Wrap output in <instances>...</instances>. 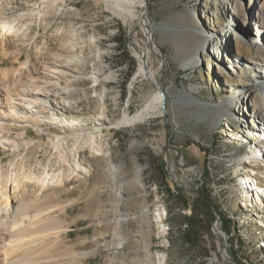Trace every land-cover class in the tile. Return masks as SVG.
Here are the masks:
<instances>
[{
    "label": "rangeland",
    "instance_id": "obj_1",
    "mask_svg": "<svg viewBox=\"0 0 264 264\" xmlns=\"http://www.w3.org/2000/svg\"><path fill=\"white\" fill-rule=\"evenodd\" d=\"M229 1L133 0L129 14L103 0H65L52 11L25 18L18 32L4 37L0 32V68L25 62L29 70H44L56 54L75 56L78 79L62 92L71 108L64 115L83 127L99 116L105 119L98 150L81 147L77 155L88 172L75 165L71 145L64 150L65 162L47 143L29 149L26 167L40 173L62 170L66 177L41 191L27 186L29 211L47 208L43 223L33 224L27 234L59 230L60 237L58 246L48 244L43 253L26 255L28 264H234L230 253L236 264H264V95L252 96L255 109L244 98L242 113L231 103L232 114L221 120L224 131L200 119L202 111L194 106L174 103L179 89L192 85L199 86L195 94L203 100L227 102L228 87L244 79L237 77L238 67L228 64L235 58L232 44L225 55V39L215 36L229 28L245 38L244 26L254 27L247 22L246 2ZM254 6L264 15V2ZM191 11L205 33L192 36L189 46L182 27ZM160 21L169 26L151 29ZM198 48L203 50L197 63L184 66ZM141 56L155 71L156 82L136 75ZM158 87L168 88L164 105H172L173 116L163 107L162 113H150L133 125H111L123 112L141 109ZM36 137L28 128L27 138ZM171 146L180 149L179 159ZM11 159L0 147V165L7 168ZM192 162L199 173L184 166ZM245 172L255 173L257 184ZM212 206L222 218L220 229L213 227ZM158 211L165 212L162 224L155 217ZM183 229L190 230L193 245L182 238Z\"/></svg>",
    "mask_w": 264,
    "mask_h": 264
},
{
    "label": "bare ground",
    "instance_id": "obj_2",
    "mask_svg": "<svg viewBox=\"0 0 264 264\" xmlns=\"http://www.w3.org/2000/svg\"><path fill=\"white\" fill-rule=\"evenodd\" d=\"M64 1L0 0V32L2 36L18 32L20 30H18V27L25 18L35 15L39 16L48 10L52 11L63 4ZM103 1L111 4L114 8L118 7L121 12L132 14L131 4L133 0ZM237 1L240 0H230L229 2L236 3ZM243 1L247 4V22L254 27L248 30L244 26V32L242 33L245 34V38L244 36L235 37L233 30L231 31L229 28H221L215 36L223 40L225 39V45L222 49L225 55L229 53L227 45L232 44L235 58L228 64L233 69L234 67H238L236 75L244 79L228 87L226 91L231 92V96L226 97L225 101L227 102L224 103L220 101L209 102L196 96L195 92L199 90L198 85L189 86V89L185 87L179 89V93L176 94L177 98L174 100V103L181 102L184 106H194L196 110L202 111L200 119L211 121L213 126H216L221 131H224V126L221 124L223 121L221 120L226 121L227 116L232 114L231 107L236 106V110L240 111L239 109H242L243 105L239 106V103H243V99L245 98L247 102L250 101V105L255 109L257 103L253 101L252 96L256 92L264 95V45L256 44V41L264 44V15L262 9H256L254 6V2L262 5L264 0ZM142 22L146 24L145 20ZM168 26L169 24L164 21L150 25L153 30ZM256 26L257 29H254ZM182 28L187 36L185 42L189 46L194 44V41L191 39L192 36L202 37L205 33L204 26L194 16L193 11H191L188 24ZM252 30L255 31L253 34L251 33ZM229 31L231 32L229 33ZM228 33L229 38H227ZM184 47L187 48L186 45L182 48ZM202 50V48L195 50L184 63V66L195 65L197 57L201 54ZM14 60H17V58L15 57ZM76 60L77 58L71 54L59 53L54 55L52 60L44 64V70H29L30 68L26 67L25 62L16 68H0V147L8 150L12 155L7 168L0 165V264H15V261L18 264H26L29 261L25 259L26 255L43 253L48 248V244H53V246L54 244H57L56 246L59 245V230L55 229L56 231L47 233L49 231L46 229H39V231L35 230L36 232L33 231L34 233L31 234L30 231L33 229L31 228V230L29 229L30 233L27 234L28 228L33 224L41 225L43 223V217L46 213L43 211L47 208L45 210L42 208V212L36 211L33 214L29 211L31 200L27 199L26 194L28 184L37 185L41 191L53 183L64 181L66 174L62 170L50 172L45 169L44 172L40 173L37 167L27 166V168L26 161L29 158L27 156L29 149L32 146L39 148L43 143H47L53 147L55 153L58 152L57 154L65 162L67 158H65L64 150L71 145L70 150L75 165L84 169L85 172L89 171L88 168L83 167L77 158L80 148L87 147L92 150H98L97 140L101 135L100 126L103 124V120H105L104 117L99 116L98 121L92 126L83 127L80 125L78 119H66L67 116L64 115L65 113L70 114L71 108L67 104V101L64 102L62 92H66L70 88V85L78 79L76 68L72 67V64ZM136 75L148 77L156 82L155 71L148 66L147 61L142 62L140 60ZM240 88L244 92L243 95L239 94L240 91H235ZM167 94L168 88L165 91L159 89L141 109L133 114L123 112L119 120L111 125H133L143 121L150 113H162V105L166 101ZM231 103H233V106H231ZM164 109L170 110L173 116L175 110L172 108V105ZM222 116H225L226 119ZM245 117H242V119H248ZM246 122V124H249L247 120ZM28 128H31L37 135L35 139L27 138ZM14 129L16 130L12 133L11 131ZM245 173L249 176L252 184H257L253 177L255 173ZM241 187V191H244L245 187ZM262 191L264 196V188ZM243 197V201H246L247 197L245 198L244 195ZM257 197L263 202L262 197ZM145 211L147 210L145 209ZM163 211L155 213L156 219L161 224L165 218V212ZM43 225H45V222ZM161 231L165 233L166 229L163 231L162 228ZM120 246L121 242L117 247ZM90 253V251L82 252V255ZM76 254L75 256H77ZM159 264H161V261Z\"/></svg>",
    "mask_w": 264,
    "mask_h": 264
},
{
    "label": "water",
    "instance_id": "obj_3",
    "mask_svg": "<svg viewBox=\"0 0 264 264\" xmlns=\"http://www.w3.org/2000/svg\"><path fill=\"white\" fill-rule=\"evenodd\" d=\"M141 58V61L142 62H145V60L144 59H142V56L140 57ZM158 89H161L160 87H158ZM164 104H165V102L163 103V105H162V108L164 107ZM229 108V107H228ZM230 110V109H229ZM168 145L170 146V142L168 141ZM175 151H176V153H177V158L179 159L180 158V156H181V151H180V149H178L176 146H171ZM184 166H186V167H193V168H195L196 169V172L197 173H199L200 172V170H199V165H198V163H196V162H192V163H189V164H187V165H184ZM213 208H214V212H215V222H214V229H220V228H222L221 227V225H220V223H221V216H220V213H219V211H218V209H216L215 208V206H212ZM226 220V219H225ZM218 224V225H217ZM228 234V233H227ZM230 259H231V262L232 263H234V264H236L235 263V261H234V259H233V257H232V255H231V253H230Z\"/></svg>",
    "mask_w": 264,
    "mask_h": 264
},
{
    "label": "trees",
    "instance_id": "obj_4",
    "mask_svg": "<svg viewBox=\"0 0 264 264\" xmlns=\"http://www.w3.org/2000/svg\"><path fill=\"white\" fill-rule=\"evenodd\" d=\"M166 191H167L168 195H170L172 197L175 196L174 194H172V192L169 188H166ZM203 194H204V192H203ZM204 195L207 198V195L206 194H204ZM175 199H179V197L178 198L176 197ZM182 201L184 202V200H182ZM223 221H224V224L227 225V221L225 219ZM189 223H190V227H193V225H194L193 221H189ZM182 238L187 243V245H193L195 243L194 239L191 236L189 229H188V231L185 229L182 230Z\"/></svg>",
    "mask_w": 264,
    "mask_h": 264
}]
</instances>
